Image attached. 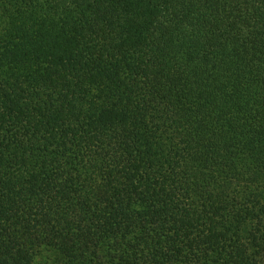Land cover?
I'll return each mask as SVG.
<instances>
[{
	"label": "trees",
	"instance_id": "1",
	"mask_svg": "<svg viewBox=\"0 0 264 264\" xmlns=\"http://www.w3.org/2000/svg\"><path fill=\"white\" fill-rule=\"evenodd\" d=\"M0 264H264V0H0Z\"/></svg>",
	"mask_w": 264,
	"mask_h": 264
}]
</instances>
